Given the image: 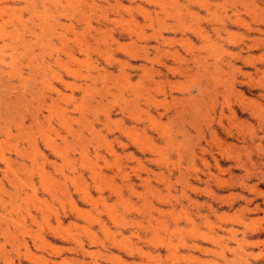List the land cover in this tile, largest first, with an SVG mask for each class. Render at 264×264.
<instances>
[{
  "label": "rangeland",
  "instance_id": "374dc122",
  "mask_svg": "<svg viewBox=\"0 0 264 264\" xmlns=\"http://www.w3.org/2000/svg\"><path fill=\"white\" fill-rule=\"evenodd\" d=\"M0 73V264H264V0H0Z\"/></svg>",
  "mask_w": 264,
  "mask_h": 264
},
{
  "label": "bare ground",
  "instance_id": "6f19581e",
  "mask_svg": "<svg viewBox=\"0 0 264 264\" xmlns=\"http://www.w3.org/2000/svg\"><path fill=\"white\" fill-rule=\"evenodd\" d=\"M32 1V0H31ZM82 2V1H81ZM42 23V22H41ZM98 28V27H97ZM3 32V31H2ZM5 33V32H4ZM2 53V52H1ZM125 71V70H124ZM125 73V72H124ZM1 74V73H0ZM120 85H121V83H120ZM141 90V89H140ZM112 91V90H111ZM44 99V98H43ZM28 109V108H27ZM38 116V115H37ZM106 119V118H105ZM101 132V131H100ZM83 139V138H82ZM1 143V142H0ZM2 145V144H1ZM50 146V145H49ZM1 148V147H0ZM59 148V147H58ZM82 154V153H81ZM4 155V154H3ZM2 158V157H1ZM5 158V157H4ZM259 166V165H258ZM78 176V175H77ZM236 176V175H235ZM79 178V177H78ZM80 179V178H79ZM78 181V180H77ZM79 182V181H78ZM81 183V182H80ZM80 185V184H79ZM66 195H67V193H66ZM70 196V195H69ZM87 196V195H86ZM83 200V199H82ZM88 203V202H87ZM31 217V216H30ZM1 219H2V217H0ZM0 219V220H1ZM6 221V220H5ZM6 223V222H5ZM70 234V233H69ZM71 236V235H70ZM69 237V236H68ZM19 245V244H18ZM18 247V246H17ZM5 262H6V260H5Z\"/></svg>",
  "mask_w": 264,
  "mask_h": 264
}]
</instances>
